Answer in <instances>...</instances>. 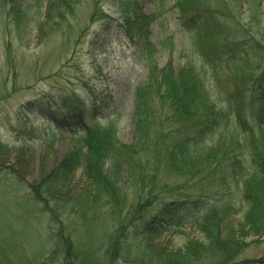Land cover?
<instances>
[{"label": "rangeland", "instance_id": "374dc122", "mask_svg": "<svg viewBox=\"0 0 264 264\" xmlns=\"http://www.w3.org/2000/svg\"><path fill=\"white\" fill-rule=\"evenodd\" d=\"M27 1L22 3L23 7L31 0ZM203 1L209 13H215L214 10L219 8L220 0ZM263 1L258 0L261 5L258 28L249 25L252 14L247 5L240 10L236 8L237 19L252 32L250 36L255 47V53L248 58L255 65L246 64V71L240 74L220 55L204 52L207 57L200 56L188 34L194 21L180 20L181 15L191 17L194 10L188 8L191 5L179 4L178 0H85L45 41L39 39L36 22L20 40L15 34L12 18L0 8V264H43L45 260H48L46 264H56L51 262L50 252L57 246L53 237L57 227L43 211V205L33 200L30 185L45 177L77 147L78 139L86 137L87 127L96 129L113 122L121 143L130 145L134 142L135 93L148 78L143 63L134 55V45L124 21L134 5L139 11L155 17L150 31L152 43L158 45L154 57L158 68L168 65L175 71L193 68L204 80L211 100L219 109H240L254 127L257 112L264 105ZM96 10L97 15L93 17ZM44 15L45 9L42 20ZM205 41L204 38L201 40V47L210 53ZM59 99L67 100V105L60 104ZM29 103L35 106L29 108ZM66 107L83 112L75 118L74 114L69 115ZM44 113L52 118H45ZM61 113L66 114V123L74 126V131L67 133L62 128ZM241 131L236 124L224 130L225 140L234 142L235 139L239 143L231 146L226 163L217 171L213 170L208 180L201 182L200 177L190 180L177 176L166 178L154 189L156 205L148 213L149 222L157 216L156 230L150 231L154 251L165 249L171 253L188 240L203 244L198 222L217 206L236 205L223 224L225 234L243 223L248 211L243 199L244 181L254 171L249 152L243 146ZM219 136L211 140L216 142ZM208 144H211L209 140ZM122 178L128 203L139 198L138 191H146L132 189L134 179L129 172ZM84 182L86 179L79 172L67 198L77 196L86 186ZM164 208L172 214L164 212ZM63 216L62 227L69 236L74 235V241L75 238L87 240L90 230L93 236L87 243L92 240L93 251H100L98 245L105 235L104 226L87 228L83 220L71 212L68 217ZM241 241L245 247H237V257L221 251L205 264H218L229 258L234 259L228 264L264 260V237ZM240 242L237 241L236 246ZM81 246L82 242L76 243L78 251ZM136 247L125 248L123 252L129 253ZM115 264L137 263L133 256L123 254L118 255Z\"/></svg>", "mask_w": 264, "mask_h": 264}, {"label": "trees", "instance_id": "16d2710c", "mask_svg": "<svg viewBox=\"0 0 264 264\" xmlns=\"http://www.w3.org/2000/svg\"><path fill=\"white\" fill-rule=\"evenodd\" d=\"M24 1L0 0V8L12 18L15 34L20 40L26 37L36 22L39 39L45 41L61 28L85 0H28L29 4L23 7ZM226 1L227 5L225 0H220L215 13H209L203 0H178L179 4L191 5L193 7L188 8L194 10L191 17L180 14V20L188 18L194 21L187 31L192 36L196 51L201 53L200 56L207 57L204 52L220 55L240 74L246 71V64L255 65V62L248 59L252 52L255 53V47L250 36L252 32L237 19V9L247 5L252 14L249 25L258 28L261 5L258 0ZM129 6L131 8V2ZM96 15L97 10L93 17ZM230 18L233 21H229ZM124 21L134 45V55L148 73L147 81L137 87L135 93L134 142L130 145L121 143L113 122L96 129L87 127L86 137L78 139L77 147L45 177L31 183L33 200L43 205V211L49 214L50 220L57 227L53 230L57 246L50 252L51 262L115 264L118 255L121 257L128 254L136 258L137 264H205L207 259L215 258L221 251L233 253L237 257V247H245L240 240L264 237V105L257 112L254 127L240 109H219L211 100L204 80L193 68L179 71H175L171 65L158 68L154 59L158 45L152 43L150 31L155 23L153 14L147 15L134 5ZM228 23L230 25H226ZM203 38L206 39L205 45L209 46L210 53L201 47ZM59 100L63 106L67 105V100ZM33 106L34 103L28 104L29 108ZM66 110L69 115L74 114L75 118L83 112L68 107ZM43 115L47 119L52 118L49 114ZM62 118V128L67 133L74 131V126L66 123V114H62ZM232 124L242 130L243 146L249 152L251 169L254 171L244 181L243 199L247 202L248 211L243 223L230 228L225 234L223 224L228 219L227 214L236 205L217 206L207 211L198 222L199 232L204 238L203 244L197 240H188L184 246L171 253L165 249L154 251L150 231L156 230L157 216L154 221H148V213L156 205L154 189L166 178L177 176L190 180L200 177L201 182L208 180L213 170L217 171L226 163L231 146L239 143L235 139L229 142L223 136L224 130ZM218 135V141L211 140ZM208 140L211 144L206 145ZM79 172L85 177L86 186L77 196L67 198L70 186ZM125 172H129L134 179L132 189H146L148 194L144 195L146 191H138L139 198L128 203L122 185ZM163 210L172 214L165 208ZM70 212L82 219L87 228L104 226L105 235L98 245L101 247L99 252L93 251L90 245L92 240L87 243L93 236L90 230L88 241H79L77 238L74 241V235L69 236L64 230L61 218L63 215L68 217ZM226 238L229 240L226 241ZM237 241L240 242L239 246H236ZM77 242H82L81 251H78L79 247L76 249ZM133 245H137L135 250L123 252V249ZM233 259L218 264H228ZM46 263L48 260L43 262Z\"/></svg>", "mask_w": 264, "mask_h": 264}, {"label": "water", "instance_id": "95a60500", "mask_svg": "<svg viewBox=\"0 0 264 264\" xmlns=\"http://www.w3.org/2000/svg\"><path fill=\"white\" fill-rule=\"evenodd\" d=\"M242 264H264V260H262V261H255V262H247V263H242Z\"/></svg>", "mask_w": 264, "mask_h": 264}]
</instances>
